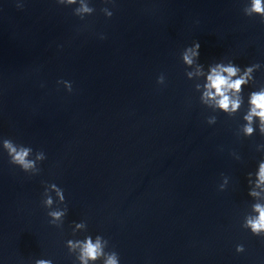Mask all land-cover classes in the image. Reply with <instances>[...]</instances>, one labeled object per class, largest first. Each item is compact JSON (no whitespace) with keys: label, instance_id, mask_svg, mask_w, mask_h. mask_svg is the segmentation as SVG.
<instances>
[{"label":"clouds","instance_id":"9594fccd","mask_svg":"<svg viewBox=\"0 0 264 264\" xmlns=\"http://www.w3.org/2000/svg\"><path fill=\"white\" fill-rule=\"evenodd\" d=\"M69 3H75V0H69ZM83 11H90L87 7L83 8ZM251 11L256 12L264 16V0H252ZM199 42H194L191 46L187 47L183 54V61L187 65L193 63L194 58H199ZM239 69L232 65L227 67L217 64L214 68H211L210 74L207 77V83L205 88L207 91L204 93L205 96L210 98L219 97L217 100V105L225 111L231 109L235 111L239 107L238 100H231L229 91L239 92L241 86L246 83L244 77L233 80L232 77L237 75ZM251 72V68L247 69L245 76ZM191 75V73H189ZM214 90V91H212ZM252 109L248 116L245 117L246 120L251 121L253 115L257 116L261 120V131L264 132V92L253 93L251 98ZM254 129L251 126L245 127V133L251 135ZM3 147L6 150L9 156V162L15 166H18L24 172H27L29 169L36 168V160H45L46 156L43 153H39L36 156V160L29 159V154L32 152V148L26 147L24 145H17L12 139L5 138L3 140ZM259 180L264 182V163L260 164L259 170ZM52 188L57 189V195L60 196V199L64 200L63 189L59 188L55 183H53ZM51 198H49L46 203L51 204ZM256 210L259 212V216L255 220H249L248 226L251 228V231L254 234L259 235L261 232H264V206L256 205ZM54 218H59L63 215L62 212H53L50 213ZM79 227V225H78ZM71 243V242H70ZM100 243L99 240L95 244L89 239L83 248V257L88 259L95 260L99 254ZM237 251H243L242 246H237ZM82 257V258H83ZM38 264H45V262L40 261ZM106 264H117V261L114 257H109Z\"/></svg>","mask_w":264,"mask_h":264}]
</instances>
